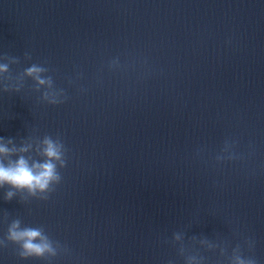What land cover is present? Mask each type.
<instances>
[{
	"label": "clouds",
	"instance_id": "1",
	"mask_svg": "<svg viewBox=\"0 0 264 264\" xmlns=\"http://www.w3.org/2000/svg\"><path fill=\"white\" fill-rule=\"evenodd\" d=\"M23 59L31 61V52L25 51ZM20 63L19 56L7 53L0 55V92L19 94L25 88L26 81L31 80V91L39 93V101L55 106L64 104L69 99L66 89L55 84L46 61L31 63L13 74L11 66ZM116 66L118 60L109 63L110 68ZM82 75L78 72L76 80L82 78ZM76 80L69 78V85ZM79 91L85 92L87 89L80 87ZM232 147L233 144L226 141L221 153L215 157L216 161L220 163L238 158L231 151ZM68 152L59 133L56 136L44 135L42 138L27 135L19 142L14 138L0 137V189H7L3 199L11 201L18 197L23 205L32 200L48 201L63 181L61 170L68 166ZM3 222L7 224V231L0 237V250L15 245V254L20 260L38 259L45 261V264H52L56 258L71 252L67 244L54 240L44 226L25 225L19 217L9 221L7 213ZM191 242V246L186 244L183 230L172 235L171 243L177 247V254L183 259V264H206L207 258L195 248L196 244L205 251L218 250L221 258L218 264H259L254 255L256 242L251 237H244L235 246L219 237L213 240L206 236L199 239L193 236ZM167 264H176V261L169 259Z\"/></svg>",
	"mask_w": 264,
	"mask_h": 264
}]
</instances>
